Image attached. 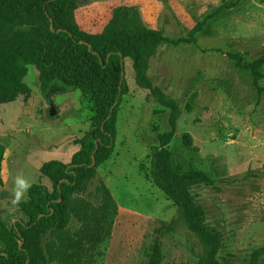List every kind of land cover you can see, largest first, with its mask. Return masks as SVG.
<instances>
[{"label":"rangeland","instance_id":"obj_1","mask_svg":"<svg viewBox=\"0 0 264 264\" xmlns=\"http://www.w3.org/2000/svg\"><path fill=\"white\" fill-rule=\"evenodd\" d=\"M120 7L135 8L144 28L165 39L152 47L147 75L174 99L180 116L168 140L170 110L137 85L132 61L125 59L114 152L79 195L97 206L96 190L104 184L113 207L99 226L89 222V234L99 241L80 242L81 223L71 220L70 251L80 264H149L158 243L161 264H198L199 241L151 177L153 155L166 150L176 171L209 179L193 185L191 194L208 229L222 240L218 264H252L264 247V78L256 81L247 66L264 60V0H79L80 30L102 32ZM25 68L30 98L0 107V143L6 147L0 218L8 227L25 219L20 205L28 201L27 191L14 203L15 177L51 188L43 165L70 163L79 150L75 141L95 116L89 92L57 95L47 104L36 67ZM4 251L0 240V255ZM257 264H264V253Z\"/></svg>","mask_w":264,"mask_h":264},{"label":"trees","instance_id":"obj_2","mask_svg":"<svg viewBox=\"0 0 264 264\" xmlns=\"http://www.w3.org/2000/svg\"><path fill=\"white\" fill-rule=\"evenodd\" d=\"M78 2L0 0V107L20 97L30 98L31 90L24 82L25 66L33 65L47 104L53 105L57 95L83 91L92 95L95 109L90 130L75 141L79 150L70 163L49 161L43 165L41 173L51 188L31 185L28 201L20 205L25 219L17 218L8 227L0 218V240L5 245L0 264H80L77 254L70 251L74 236L68 228L72 219L81 223L76 234L80 242L99 241L87 227L93 220L99 226L107 218L113 207L112 196L104 184L96 190L100 199L97 206L79 195L88 190L98 168L114 152L116 117L126 90L125 59L132 61L137 85L170 110L168 140L180 116L174 99L154 87L147 75V58L153 46L165 41L162 35L145 29L133 7L118 8L116 18L102 32L82 31L76 19ZM263 66V59L247 66L256 81L264 78ZM5 153L6 147L0 143V186ZM151 177L199 241L203 255L198 264H218L222 240L208 229L204 210L191 194L193 185L209 182L207 175L176 171L172 154L165 150L153 155ZM263 253L264 247L257 250L252 264H257ZM162 258L155 243L149 264H161Z\"/></svg>","mask_w":264,"mask_h":264},{"label":"clouds","instance_id":"obj_3","mask_svg":"<svg viewBox=\"0 0 264 264\" xmlns=\"http://www.w3.org/2000/svg\"><path fill=\"white\" fill-rule=\"evenodd\" d=\"M31 187V183L23 176H17L14 180V203H19L22 198L26 196L28 189Z\"/></svg>","mask_w":264,"mask_h":264},{"label":"bare ground","instance_id":"obj_4","mask_svg":"<svg viewBox=\"0 0 264 264\" xmlns=\"http://www.w3.org/2000/svg\"><path fill=\"white\" fill-rule=\"evenodd\" d=\"M4 164H5V163L3 162V166H2L3 170H4Z\"/></svg>","mask_w":264,"mask_h":264}]
</instances>
